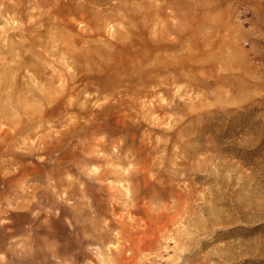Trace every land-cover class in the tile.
Here are the masks:
<instances>
[{
  "label": "rangeland",
  "instance_id": "rangeland-1",
  "mask_svg": "<svg viewBox=\"0 0 264 264\" xmlns=\"http://www.w3.org/2000/svg\"><path fill=\"white\" fill-rule=\"evenodd\" d=\"M137 263L264 264V0H0V264Z\"/></svg>",
  "mask_w": 264,
  "mask_h": 264
},
{
  "label": "bare ground",
  "instance_id": "bare-ground-1",
  "mask_svg": "<svg viewBox=\"0 0 264 264\" xmlns=\"http://www.w3.org/2000/svg\"><path fill=\"white\" fill-rule=\"evenodd\" d=\"M70 7H71V6H70ZM82 17H83V16H82ZM85 21H86V20H85ZM163 33H164V32H163ZM171 43H172V42H171ZM165 48H166V47H165ZM55 49H56V48H55ZM55 51H56V50H55ZM64 51H65V50H64ZM138 55H139V53H138ZM140 55H141V54H140ZM160 55H161V54H160ZM141 56H142V55H141ZM83 57H84V56H83ZM169 59H170V58H169ZM139 61H140V60H139ZM169 61H170V60H169ZM156 63H157V62H156ZM168 63H169V62H168ZM173 64H174V63H173ZM33 65H34V64H33ZM151 65H152V64H150V66H151ZM5 66H6V65H5ZM159 66H161V65H158V67H159ZM163 66H165V65H163ZM175 66H176V65H175ZM156 67H157V66H156ZM168 67H169V66H168ZM3 68H4V67H3ZM3 68H2V69H3ZM146 68H147V66H146ZM150 68H152V70H153L155 67L153 68V66H151ZM159 69H161V68L159 67ZM156 70H157V69H156ZM163 70H164V69H163ZM146 71H147V70H146ZM165 71H166V70H165ZM151 76H152V75H151ZM129 78H130V77H129ZM157 78H158V77H157ZM170 78H171V77H170ZM127 79H128V78H127ZM148 79H149V78H148ZM148 79H147V80H148ZM150 79H151V78H150ZM152 80H153V78H152ZM52 81H53V80H51V82H52ZM154 81H155V80H154ZM140 82H141V81H140ZM58 83H59V82H58ZM56 86H57V85H56ZM59 86H60V85H59ZM129 86H130V85H129ZM122 87H123V86H122ZM124 87H126V86H124ZM56 88H57V87H56ZM150 89H151V88H150ZM54 92H56V91H54ZM44 96H45V95H44ZM46 97H47V96H46ZM44 99H45V98H44ZM47 99H49V98H47ZM56 101H57V100H56ZM136 170H137V169H136ZM125 173H126V172H125ZM125 173H122V174H125ZM128 173H129V171H128ZM137 173H138V172H137ZM137 173H135V176L137 175ZM130 174H131V173H129L128 175H130ZM138 174H139V173H138ZM125 176H126V175H125ZM130 176H131V175H130ZM130 176H129V177H130ZM122 177H123V176H122ZM122 177H121V178H122ZM127 177H128V176H127ZM131 177L133 178V176H131ZM131 177H130V178H131ZM135 178H136V177H134V179H135ZM128 179H129V178H128ZM134 179H133V181H134ZM136 179H137V178H136ZM129 180H130V179H129ZM137 182H138V181H137ZM135 184H137V183H135ZM135 186H136V185H135ZM137 186H138V185H137ZM136 189H137V187H136ZM133 194H134L133 196H135L136 193H133ZM137 197H138V196H137ZM135 198H136V196H135ZM122 205H123V204H122ZM114 211H115V210H114ZM118 212H119V211H118ZM131 213H132V212H131ZM118 214H119V213H118ZM126 214H127V213H126ZM116 215H117V213H116ZM121 218H122V217H121ZM167 218H168V217H167ZM117 219H118V218H117ZM117 221H118V220H117ZM122 221H124V220H122ZM139 221H140V220H139ZM135 224H136V223H135ZM113 225H114V224H113ZM119 225H120V224H119ZM156 225H157V224H156ZM111 226H112V225H111ZM116 226H117V225H116ZM113 227H114V226H113ZM157 227H158V226H157ZM107 228H110V227H107ZM131 230H132V229H131ZM145 233H146V232H145ZM126 235H129V234H126ZM126 235H125V236H126ZM146 235H147V234H146ZM157 236H158V235H157ZM128 237H130V236H128ZM114 238H115V237H114ZM145 238H146V237H145ZM133 239H134V238H133ZM146 239H147V238H146ZM143 241H144V240H143ZM141 242H142V241H141ZM141 245H142V244H141ZM127 246H129V245H127ZM124 247H125V246H124ZM127 249H128V248H127ZM118 250H119V249H118ZM108 253H109V252H108ZM108 253H106V254H108ZM103 254H104V253H103ZM103 254H102V255H103ZM123 256H124V255H123ZM185 257H186V256H185ZM185 257H184V258H185ZM105 260H106V259H105ZM138 260H139V259H138ZM103 261H104V260H103ZM139 261H140V260H139ZM104 262H105V261H104ZM137 264H138V263H137Z\"/></svg>",
  "mask_w": 264,
  "mask_h": 264
}]
</instances>
